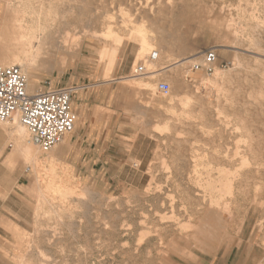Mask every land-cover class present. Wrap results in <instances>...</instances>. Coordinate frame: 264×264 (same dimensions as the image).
<instances>
[{
	"label": "rangeland",
	"instance_id": "374dc122",
	"mask_svg": "<svg viewBox=\"0 0 264 264\" xmlns=\"http://www.w3.org/2000/svg\"><path fill=\"white\" fill-rule=\"evenodd\" d=\"M7 2L60 17L64 57L27 70V91L73 86L74 128L46 151L25 128L42 158H57L54 171L41 167L38 186L30 163L15 154L7 162L13 120L0 121V167L18 169L14 191L0 192V264H264V0H0V25ZM133 24L160 51L142 55L151 71L196 59L155 73L149 87L121 80L144 64ZM104 48L115 53L109 71ZM206 49L215 52L210 69L190 71ZM7 52L0 43V56ZM88 127L101 137L81 138ZM53 173L71 177L56 197L45 190ZM226 181L228 194L220 190ZM38 188L47 201H38ZM215 208L227 209L222 239L191 240Z\"/></svg>",
	"mask_w": 264,
	"mask_h": 264
},
{
	"label": "bare ground",
	"instance_id": "6f19581e",
	"mask_svg": "<svg viewBox=\"0 0 264 264\" xmlns=\"http://www.w3.org/2000/svg\"><path fill=\"white\" fill-rule=\"evenodd\" d=\"M31 1V0H30ZM22 2V1H21ZM37 2V1H36ZM8 3V2H7ZM31 3V2H30ZM52 3V2H51ZM56 3V2H55ZM29 4V3H28ZM224 6V5H223ZM142 8V7H141ZM150 9V8H149ZM220 10H222L220 8ZM60 11V10H59ZM151 11V9L149 10ZM213 11V10H212ZM136 16L144 19L147 17L146 14L142 13V11H138L136 13ZM1 25H0V43L1 46L4 50H7L8 52L6 53V55L0 56V65L1 66H10V65H18L22 71H24V74L26 73L27 70H31L33 68H36L38 65H42L45 63H50L52 60H54V57L57 54L61 53V57H64V54L66 52V45H65V38H63L62 36H55V33L57 32V27L58 24H60V17L57 15V13L51 9L45 8L44 6H39V7H30V6H26L23 4H11L8 3L5 8L4 11L2 13L1 16ZM63 16H61L62 18ZM123 19V18H122ZM129 20V19H128ZM124 21V19H123ZM131 21V20H129ZM126 22V21H125ZM128 22V21H127ZM130 23V22H129ZM126 24V23H125ZM131 24V23H130ZM140 24V22H139ZM142 24V23H141ZM109 26V25H108ZM138 26V25H136ZM140 26V25H139ZM143 26V25H142ZM131 28V27H130ZM70 29V28H69ZM82 29V28H81ZM110 29V28H109ZM108 29V30H109ZM132 30L135 31V34H137V36L133 37H137V50H136V59H138L139 61H142L143 66L146 67L145 72L142 74H137V75H133L135 76V78L131 77H123L121 80H126L127 82H130L131 84H137V85H142L145 87H149L150 85V79L155 75V73H159L160 72H164L166 70H169V68L173 67V66H181L182 64H185L187 62L193 61L196 59L192 58L189 56L186 57H181L178 59H174L170 64L166 65V66H162L159 69H153L152 71L150 70V66L151 64H154L152 61H148L147 60H143V53H148L149 51H154L156 55L160 54L158 50H156L154 48V44L153 42L150 43L147 40V36L145 33V30L142 27H138L136 28L133 24V27L131 28ZM110 31V30H109ZM108 31V32H109ZM130 31V30H129ZM83 32V31H82ZM86 32V31H85ZM84 32V33H85ZM107 32V30H106ZM107 32V33H108ZM133 33V31H130ZM236 32V31H235ZM83 33V34H84ZM101 33V32H100ZM109 34V33H108ZM129 34V33H128ZM152 34V33H151ZM85 35V34H84ZM91 36V35H90ZM93 36V35H92ZM116 36V35H115ZM150 36V34H149ZM72 37V36H71ZM151 37V36H150ZM118 38V37H117ZM152 38V37H151ZM67 39V38H66ZM116 39V38H115ZM132 39V37H131ZM73 40V39H72ZM117 41V40H116ZM74 49V48H73ZM101 56L102 58L105 56L107 62L105 63V67H103L104 69H106L107 71H109L113 64L114 61L116 59H114L115 57V53L114 50L110 51V49L108 48H104L101 52ZM153 56V55H152ZM152 58V57H151ZM154 59V58H153ZM61 60V59H60ZM105 60V61H106ZM155 61V59H154ZM103 62V61H102ZM194 63H199L198 62H194ZM237 64V63H236ZM104 66V65H103ZM153 66V65H152ZM240 67V66H239ZM241 68V67H240ZM149 69V70H148ZM105 70V71H106ZM34 71V70H33ZM106 71V72H107ZM105 72V73H106ZM220 70H215L214 75L218 76L220 74ZM27 75V74H26ZM25 75V76H26ZM144 75V77L146 79H141V78H137L136 76H142ZM181 75V74H180ZM106 76V75H104ZM183 76V74H182ZM213 76V75H211ZM143 77V78H144ZM156 77V76H155ZM207 77V76H206ZM105 78V77H104ZM107 78V77H106ZM137 78V79H136ZM179 78V77H178ZM205 78V77H204ZM203 77L200 78L204 79ZM209 78V77H208ZM153 80V79H152ZM197 85V84H195ZM152 86V85H151ZM198 87V86H196ZM195 87V88H196ZM137 88V87H136ZM153 89V87H152ZM197 89V88H196ZM151 90V89H150ZM199 91V88L198 90ZM216 95L222 92V88L217 87L216 90ZM200 92V91H199ZM196 93V92H195ZM200 94V93H199ZM204 95V94H203ZM206 95V94H205ZM214 96V94H213ZM171 97V96H170ZM152 98V97H151ZM188 99V97H187ZM13 123L10 126L9 130L10 133L12 134V145H13V153H11L9 155V164H11L13 162V154L18 155L21 159H23L25 162L30 163L32 165V171L34 174V185L39 186V182L40 180L38 179L39 173L41 171V167L45 164H47L49 166V168L54 171V167L55 166V162H57V158L51 154H49L48 156L42 158L39 154L40 152L38 151V149L36 147H34V145L29 141V139L27 138V130L25 129V127L20 123V121L18 120L17 116L13 117ZM3 126V125H2ZM9 127V126H8ZM7 127V128H8ZM36 146V145H35ZM217 150V149H216ZM261 151V150H260ZM45 155V153H43ZM217 155V154H216ZM218 156V155H217ZM219 157V156H218ZM223 160V159H222ZM59 164V163H57ZM60 166V165H59ZM57 168V167H56ZM221 168V167H220ZM63 169V168H62ZM51 171V172H52ZM63 171V170H62ZM50 172V173H51ZM209 172V171H208ZM219 172V171H218ZM68 173V171L66 172ZM64 173L63 175L61 174V176H57L53 173L52 176H50L51 179H49L48 177V181L47 184L45 183V190L48 192V194H52L53 197V193L55 194L54 196L56 197L57 193L63 192V190L68 188V184L71 180L69 176H67V174ZM207 173V172H206ZM41 174V173H40ZM210 175V173H207ZM220 174V172H219ZM58 175V174H57ZM60 175V174H59ZM208 176V175H207ZM225 175H222V177H224ZM210 177V176H209ZM208 177V178H209ZM221 177V176H219ZM218 177V179H219ZM221 177V178H222ZM207 178V179H208ZM225 178V177H224ZM241 178V177H239ZM47 179V178H46ZM206 179V177L204 178ZM206 179V180H207ZM210 179V178H209ZM208 179V180H209ZM216 181V180H215ZM233 181V180H232ZM64 182V183H62ZM227 182V181H226ZM230 182V181H229ZM224 183V185L222 186V190L223 193H230V184L231 183ZM238 182V181H237ZM44 183V182H43ZM74 183V182H73ZM207 183V182H206ZM218 183V182H217ZM220 184L222 182H219ZM218 183V184H219ZM209 184V181H208ZM211 184V183H210ZM209 184L210 186H214V184H216L215 182H212V185ZM219 184V185H220ZM44 185V184H43ZM71 185V184H70ZM69 185V186H70ZM74 185V184H73ZM234 185V184H233ZM78 186V185H77ZM207 186V184H206ZM236 186V185H235ZM234 186V187H235ZM37 187V186H36ZM72 187V186H71ZM208 187V186H207ZM237 187V186H236ZM41 188V187H40ZM38 188V201H47L46 198V191L42 190ZM43 188V187H42ZM76 188V187H75ZM214 188V187H212ZM216 188V187H215ZM218 188V187H217ZM63 189V190H62ZM70 189V188H69ZM236 189V188H235ZM234 189V190H235ZM79 190V189H78ZM82 190V189H81ZM218 190V189H217ZM74 191V190H73ZM232 191V190H231ZM80 192V191H79ZM234 192V191H233ZM37 194V193H36ZM73 194V193H72ZM77 194V193H76ZM218 194V193H217ZM226 194V195H227ZM78 195V194H77ZM81 195V194H80ZM209 195V194H208ZM70 196V195H69ZM207 196V195H206ZM206 196L204 195V197L206 198ZM213 196V195H212ZM216 196V195H215ZM225 196V195H224ZM223 196V197H224ZM231 195H228V197ZM51 197V196H50ZM49 197V199H50ZM209 197L211 198V195H209ZM207 197V198H209ZM214 197V196H213ZM226 197V198H228ZM62 198V197H61ZM203 198V197H202ZM204 198V199H205ZM233 198V196H232ZM58 199V198H57ZM201 199V198H200ZM201 200V201H204ZM214 199V198H213ZM211 199V201H219L216 199H220L217 198L215 200ZM234 199V198H233ZM59 200L60 197H59ZM64 200V197H63ZM210 200V199H209ZM222 199H220L221 201ZM49 201V200H48ZM208 201V200H207ZM230 201V200H228ZM233 201V200H232ZM53 202V199H52ZM205 202V201H204ZM223 203L225 202L222 201ZM203 203V202H202ZM209 203V202H207ZM219 204H221L220 202H218ZM223 203L221 205H223ZM228 203V202H227ZM58 204V203H57ZM67 204V203H66ZM205 204V203H204ZM226 204V202H225ZM255 204V202H254ZM260 204V203H258ZM63 205V204H61ZM170 205V204H169ZM208 205V204H207ZM211 205L212 202H211ZM220 205V206H221ZM228 205V204H227ZM263 205V204H262ZM49 206V205H48ZM72 206V205H71ZM210 206V205H209ZM208 206V208H209ZM215 206V205H214ZM226 206V205H225ZM261 206V205H260ZM41 207V206H40ZM50 207V206H49ZM213 207V206H211ZM224 207V206H223ZM227 207V206H226ZM199 208V207H197ZM214 208V207H213ZM260 208V207H259ZM233 209V208H232ZM235 209V208H234ZM224 210H227L225 208L222 209H213V210H209L207 211V213L204 215L203 218H201V220L198 222V224H196L194 226V231L191 234L192 239L191 240H195L201 243H208V241L211 243L212 241L214 242H218L219 241V237L217 231H220L222 227V224L224 222H222V213ZM229 211V210H228ZM49 211H47L48 213ZM226 213V212H225ZM228 214V212H227ZM46 216V215H45ZM61 216V215H60ZM224 216V215H223ZM245 216V215H244ZM229 217V216H228ZM227 217V218H228ZM56 218V217H55ZM239 220V219H238ZM228 221V220H227ZM142 222V221H141ZM179 223V222H178ZM243 223V222H242ZM15 224V223H14ZM110 223H107V225H109ZM139 224V223H138ZM182 224V223H180ZM179 224V225H180ZM75 225V224H74ZM185 225V224H183ZM227 225V224H226ZM258 225V224H257ZM182 226V225H181ZM180 226V227H181ZM110 227V225H109ZM129 227V225H128ZM259 227V226H258ZM118 228V227H117ZM176 228V227H175ZM174 228V229H175ZM184 227L182 226L181 229H183ZM115 229V228H114ZM180 229V228H177ZM186 229V228H184ZM183 229V230H184ZM241 229V228H240ZM188 231V229H186ZM225 230V228H224ZM179 231V230H178ZM182 232V230H181ZM186 232V231H184ZM111 233V231H110ZM113 233V231H112ZM179 232H177L178 234ZM122 234V233H121ZM182 234V233H181ZM179 236V235H178ZM186 236V235H185ZM190 236V237H191ZM180 237V236H179ZM178 238V237H177ZM185 238V237H183ZM179 239H182L179 238ZM222 239V238H221ZM220 239V240H221ZM186 240V239H184ZM180 242V240H178ZM176 242V239H175ZM197 242V243H198ZM264 242V241H263ZM177 243V242H176ZM180 244V243H179ZM264 245V244H263ZM178 246V245H177ZM206 250V249H205Z\"/></svg>",
	"mask_w": 264,
	"mask_h": 264
},
{
	"label": "built area",
	"instance_id": "2783aa9c",
	"mask_svg": "<svg viewBox=\"0 0 264 264\" xmlns=\"http://www.w3.org/2000/svg\"><path fill=\"white\" fill-rule=\"evenodd\" d=\"M201 56V61L193 63L190 71L210 69L215 52L206 49ZM134 71L142 74L145 67L137 65ZM74 89L71 85H64L29 93L26 76L18 65H0V121L12 120L17 116L28 130L30 141L44 151L49 150L74 128V115L70 107ZM158 89L167 94L169 85L160 82Z\"/></svg>",
	"mask_w": 264,
	"mask_h": 264
},
{
	"label": "crops",
	"instance_id": "0c3cea01",
	"mask_svg": "<svg viewBox=\"0 0 264 264\" xmlns=\"http://www.w3.org/2000/svg\"><path fill=\"white\" fill-rule=\"evenodd\" d=\"M70 107H71V102H70ZM89 111V110H88ZM115 112V114L119 115L121 114L120 112H118L116 109L113 110ZM118 117V116H117ZM84 118H91V115L89 113L86 114V116H84ZM89 126L90 122H89ZM90 127H88V130L85 129L84 133L80 136L81 138H84L85 136H87V134L89 136H87V138H100L101 135L97 134L96 131L92 130ZM1 132H0V139H1ZM12 136V134H9V137ZM68 141V140H67ZM67 143V142H66ZM65 143V144H66ZM1 145V142H0ZM1 149V147H0ZM1 154V151H0ZM10 155V154H9ZM9 155L6 157L7 162L9 163ZM18 169H9L7 167H0V182H1V186L0 188L2 189V191L5 194H11L14 189L16 188V185H18ZM238 261H229L228 259H218L215 260L214 257L212 259L209 260L208 264H238Z\"/></svg>",
	"mask_w": 264,
	"mask_h": 264
}]
</instances>
